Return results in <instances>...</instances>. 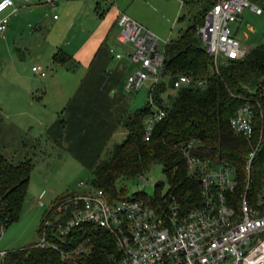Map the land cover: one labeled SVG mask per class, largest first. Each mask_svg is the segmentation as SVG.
<instances>
[{
  "label": "built area",
  "instance_id": "obj_1",
  "mask_svg": "<svg viewBox=\"0 0 264 264\" xmlns=\"http://www.w3.org/2000/svg\"><path fill=\"white\" fill-rule=\"evenodd\" d=\"M56 1L42 0L47 5ZM185 1L177 0V3L182 5ZM204 1L206 9L195 33L216 71L220 61L239 59L246 51L233 36L229 24L237 20L244 8L255 14L261 10L247 0ZM11 6L12 0H0V35L6 25V17L1 13ZM115 24L118 27L116 42L130 46V52L113 53V56L124 57L135 66L125 76V87L138 90L146 80L150 85L158 82L163 57L162 49L157 50V38L123 13L117 14ZM30 71L37 76L44 74L37 65L31 66ZM203 82L178 74L171 87L200 86ZM146 104L150 112L142 119L143 140L148 139L154 122L165 114L164 101L155 103L147 94ZM251 118L250 106L241 104L228 121L232 133L250 136ZM197 145L193 140L179 145L187 174L198 180L195 206L181 209L172 197L163 194L156 204L134 196L108 198L100 189L79 181L76 183L78 192L65 195L45 209L37 240L31 247L55 251L61 260L74 262L86 252L87 238L74 242L72 239L85 225H94L114 239L116 255L110 257L112 264H264V213L248 204L245 193L239 196L236 208L232 206L228 199L235 185L232 168L199 158L193 152ZM253 153L246 155V170ZM136 179L144 184L142 174ZM3 229L0 224V232ZM48 229L51 231L47 234ZM61 246L68 249L63 250ZM5 253L0 250V264Z\"/></svg>",
  "mask_w": 264,
  "mask_h": 264
},
{
  "label": "trees",
  "instance_id": "obj_2",
  "mask_svg": "<svg viewBox=\"0 0 264 264\" xmlns=\"http://www.w3.org/2000/svg\"><path fill=\"white\" fill-rule=\"evenodd\" d=\"M185 3L188 12L193 14L186 27L163 44L162 72L158 82L149 86L147 94L158 103L166 88L173 89L171 82L178 74L203 80V84L174 89L164 116L154 122L147 140L142 139V119L150 112L149 106L144 102L126 112L119 120L124 131L122 141L108 151L106 158L95 161L87 183L108 198L122 196L123 190L115 187L117 180L133 178L157 164L165 176L164 197H172L181 209L191 208L198 201V180L187 174L179 145L193 140L198 144L193 152L199 158L232 168L235 185L228 197L232 206L236 208L239 196L245 193L248 204L264 213V40L247 49L239 59L220 61L214 71L195 33L202 22L206 2L186 0ZM181 19L182 16L176 18ZM166 73L168 78L164 77ZM245 103L252 112L248 137L233 134L228 125L234 111ZM250 151L254 153L246 170L245 159ZM30 166L29 159L12 163L0 154V224L4 228L18 217ZM160 188V183L153 185L151 198L141 192L131 196L156 204L161 199ZM84 238H87L86 252L74 262L63 261L57 252L30 244L6 251L2 264H112L110 257L116 255V246L107 231L85 225L74 239Z\"/></svg>",
  "mask_w": 264,
  "mask_h": 264
},
{
  "label": "crops",
  "instance_id": "obj_3",
  "mask_svg": "<svg viewBox=\"0 0 264 264\" xmlns=\"http://www.w3.org/2000/svg\"><path fill=\"white\" fill-rule=\"evenodd\" d=\"M103 1L57 0L43 7L35 5L40 0H12V6L2 11L6 17L0 35L3 149L11 141L25 146L29 140L32 147L42 137V142L51 150L59 149L65 161L81 174L84 168L91 169L115 134L124 136L119 120L137 108L124 79L135 66L124 57L113 56L128 54L130 46L115 40V20L122 12L112 5L103 8ZM247 1L261 12L244 8L232 23L242 21L244 11L254 15L264 12V0ZM51 10L61 12L62 17H49ZM231 32L242 48H250L245 45V33L237 35L238 26ZM34 65L44 71L43 76L30 74ZM36 196L35 202L38 199L37 205L42 206L43 191Z\"/></svg>",
  "mask_w": 264,
  "mask_h": 264
},
{
  "label": "rangeland",
  "instance_id": "obj_4",
  "mask_svg": "<svg viewBox=\"0 0 264 264\" xmlns=\"http://www.w3.org/2000/svg\"><path fill=\"white\" fill-rule=\"evenodd\" d=\"M35 5L43 7L51 6L43 3L42 0L36 2ZM109 5L116 7L118 11L125 14L129 19L140 24L155 36L157 38L158 51L162 49L164 41L174 38L179 31L186 27L189 23L190 16L193 14V11L188 12L186 3L178 5L177 0H104L101 3L103 8ZM38 10L39 14L43 15L44 12H41V9L39 8ZM51 15L54 17H57L58 15L59 18L62 17L61 12H56V10H51L49 17H51ZM181 16V20H176L177 17ZM241 16L242 21L230 23L229 28L233 30L238 26L237 35L241 37L240 34L245 33V45H249L250 47L263 41L264 12L260 15H254L244 11L241 13ZM244 23L250 30L245 27ZM209 63L211 66L210 60ZM218 65L219 64H217V66ZM30 74L33 75L34 73L30 72ZM149 86L150 82L146 80L140 89L132 90L134 94L133 96L136 100L135 107H140L146 102ZM174 92V89L166 88L161 93V100L165 102L166 107L169 105ZM2 125L3 123L0 121V128ZM15 138L16 137L13 139L15 140ZM25 138H28V136ZM41 138L38 142H35L32 147V143H29V140L27 141V144L25 143V146L19 145L18 142L13 143V141H11L9 142L10 144L5 145L4 149L1 147L0 143V154H4L12 163L26 158L29 159L31 164L26 192L23 197L18 217L0 232V250L10 251L27 247L34 243L37 240L36 229L45 209L50 204L62 200L65 195L78 192L79 189H76V183L79 181L87 183L90 177L89 168H84L80 174L75 167L65 161L63 153L59 151V149L54 147L51 150L48 143L45 141L42 142ZM122 139L123 137L119 136V133L115 134L112 143L101 152L99 159L106 158L109 155L108 151L115 144H119ZM40 151L45 153V155H48L45 156L46 159L42 157L43 153ZM55 153L60 154V156L58 157L54 155ZM42 161H45L46 164H43ZM139 174H142L145 178L144 184L137 181L136 176ZM137 175L133 178L117 180L115 187L117 189H122L124 192L123 195L126 197L141 192L147 198H151L153 195V185L155 183L161 184V188L158 191L160 195L165 192V176L159 165H151L147 172L138 173ZM41 190L43 191V196L40 198L42 206H38L35 199L37 193ZM57 197L58 199L53 202ZM74 240L76 241L77 239Z\"/></svg>",
  "mask_w": 264,
  "mask_h": 264
}]
</instances>
